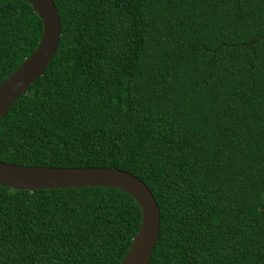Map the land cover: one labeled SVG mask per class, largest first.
<instances>
[{
  "label": "trees",
  "instance_id": "1",
  "mask_svg": "<svg viewBox=\"0 0 264 264\" xmlns=\"http://www.w3.org/2000/svg\"><path fill=\"white\" fill-rule=\"evenodd\" d=\"M51 61L0 120V160L143 181L148 264H264V0H52ZM42 23L0 0V83ZM141 210L113 187L0 184V264H120Z\"/></svg>",
  "mask_w": 264,
  "mask_h": 264
},
{
  "label": "water",
  "instance_id": "2",
  "mask_svg": "<svg viewBox=\"0 0 264 264\" xmlns=\"http://www.w3.org/2000/svg\"><path fill=\"white\" fill-rule=\"evenodd\" d=\"M42 23L35 49L0 83V120L15 100L42 75L56 52L61 25L52 0H25ZM0 184L17 189L101 186L122 190L141 210V222L120 264H148L159 233L160 213L146 184L128 171L107 166L54 167L17 165L0 160Z\"/></svg>",
  "mask_w": 264,
  "mask_h": 264
}]
</instances>
